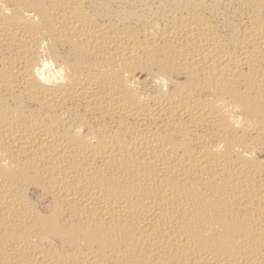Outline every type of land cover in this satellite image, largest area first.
Masks as SVG:
<instances>
[{
    "label": "bare ground",
    "instance_id": "obj_1",
    "mask_svg": "<svg viewBox=\"0 0 264 264\" xmlns=\"http://www.w3.org/2000/svg\"><path fill=\"white\" fill-rule=\"evenodd\" d=\"M0 264H264V0H0Z\"/></svg>",
    "mask_w": 264,
    "mask_h": 264
}]
</instances>
